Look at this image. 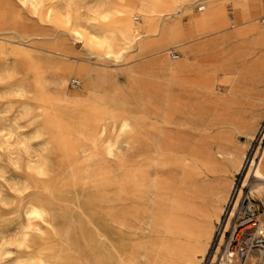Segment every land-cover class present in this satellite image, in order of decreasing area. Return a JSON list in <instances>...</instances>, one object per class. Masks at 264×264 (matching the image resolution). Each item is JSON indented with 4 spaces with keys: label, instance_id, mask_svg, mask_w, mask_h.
Returning a JSON list of instances; mask_svg holds the SVG:
<instances>
[{
    "label": "rangeland",
    "instance_id": "1",
    "mask_svg": "<svg viewBox=\"0 0 264 264\" xmlns=\"http://www.w3.org/2000/svg\"><path fill=\"white\" fill-rule=\"evenodd\" d=\"M117 2L120 1L43 0L42 7L36 11L16 0H0L7 10L6 18L0 20V44H3V48L7 52L0 55V264H8L11 260V262L15 261L9 264H17V262L20 264H89L93 257L107 259L108 256H111L112 245L104 241L102 235H96L97 238L95 236L92 241L89 238L84 241L82 232L84 230L88 234L91 230L93 232L94 226L102 219L105 220L107 215H109V221L108 198L113 191L123 189V182L127 178L130 168H133L134 175H137V169L143 159L140 151L143 146L144 128L147 126L153 134L163 130L161 129L162 112L158 109L153 88L157 84L152 80L156 74L150 72L148 75H141L143 68H153L158 57L157 54L162 55L161 49L163 48L152 52L153 54L143 55L140 51L124 45L120 41L122 40L121 36H117L112 42L111 52L107 53L105 48L102 50L89 46L83 39L72 34L73 17L70 21H66L58 19L54 14L47 16L46 12L49 8L61 7L63 12H71V15L75 16L81 24L84 22L83 24L89 27L100 24L103 16L110 20L112 17L108 12L111 8L121 6L119 5L121 2ZM95 7L99 10H96ZM200 7L202 5L197 3L194 11L203 12V10H199ZM227 8L229 16H233L229 10V3ZM263 9L264 0H261L258 14V16L261 15L260 18H262ZM97 11L99 12L96 13ZM134 18H138V16L136 15ZM164 19L170 22L168 16H165ZM139 20L140 18L135 22ZM184 20L183 17L182 21L184 22ZM234 29L230 27L225 32ZM22 38H24V42ZM173 39L166 37L164 48H169L170 54L176 56L175 49H178L176 47L178 44ZM231 45L241 50L250 46L240 39H233ZM9 53L11 55L7 56ZM259 53V49L254 48L252 53L245 57L246 62H252ZM13 56L16 59L15 73L13 75L3 74L2 63L9 62ZM79 68L86 69L90 74L87 76L86 91L83 90L81 82L76 80L75 73ZM256 68L263 73L264 62ZM160 77L159 82H164L165 75ZM27 78H35L43 84L42 93L36 100H31L15 92L16 84L27 80ZM223 79H225L224 75H218L215 78L216 84L221 90L228 85ZM58 86H60L59 89ZM120 89L123 90L120 91ZM253 89L248 98L241 97L237 102L236 107L240 112H237L239 120L234 128L235 132L228 136L229 138L221 137L222 144L228 150L235 151V153L237 151V154L241 153L242 166L239 168L240 170L236 171L230 163H227L225 167L227 173L221 176L225 179L220 178L223 181L226 179L231 181V187L227 188L228 194L222 205L224 208L229 199L234 198L235 200L238 194L240 198L244 193H249L250 188L248 185H243V181L248 172L250 161L264 149V82L257 84ZM105 100L107 101L105 102ZM136 104L140 105V108ZM59 105L61 106L59 107ZM118 108L121 109L118 110ZM176 121L181 125L182 134L187 133L185 136L190 141L192 157L199 158L202 154L201 149L204 150L203 152H206L207 149L212 151L217 149L215 139L218 136H216L217 130L214 127L222 129L221 123L212 122L213 125L208 127V129L211 128L209 131L203 128L205 125L201 121L189 124H184L180 118H177ZM197 125L198 127H195ZM169 129L176 130L174 126ZM59 141L61 142L59 143ZM76 150L78 153L80 152L78 155ZM229 165L231 166L229 167ZM247 181L252 182L253 178L248 176ZM100 200L102 201L100 202ZM44 201L49 202L48 205L46 203L47 206L43 204L46 209L43 218L25 221V210L34 202L42 204ZM254 204L264 207L262 202L255 199ZM121 214V210L118 209L116 217L120 227L123 222ZM215 224L216 222L213 224L212 237L207 250L203 252L200 264L205 259L213 240ZM99 230L106 234L105 230L108 229L105 227ZM123 237L124 239H121ZM59 238L65 240L61 241ZM130 238L126 235L120 237V243L126 250H128L127 243L131 240ZM42 244L46 245L45 248ZM144 244L143 241L140 248V252L144 255L141 264H153V245L151 243ZM38 246L40 247L38 248ZM87 251L89 254L91 253V257ZM99 251L100 253H98ZM86 255L88 256L86 257Z\"/></svg>",
    "mask_w": 264,
    "mask_h": 264
},
{
    "label": "bare ground",
    "instance_id": "2",
    "mask_svg": "<svg viewBox=\"0 0 264 264\" xmlns=\"http://www.w3.org/2000/svg\"><path fill=\"white\" fill-rule=\"evenodd\" d=\"M16 1L36 11L42 7L43 4V0ZM119 1L121 2V4H119L121 5L120 7L111 8V10L109 9L110 11L108 10L112 18L110 17L111 19L108 20L103 16L101 23L96 26L90 25L87 27L83 24L84 22L81 24L75 16L71 15V12H63L61 7L49 8L46 12L47 16L49 14H54L58 19H64L66 21H70L73 17V22H71L72 34L83 39L89 46L98 47L102 50L105 48L107 53L111 52L112 42L117 36H121L122 40L120 41H122L124 45H128L140 51L143 55L148 53L149 55L153 54L152 52L163 48L161 49L162 55L157 54L158 57L156 58L153 68H143L141 70V75L143 76L148 75L150 72L156 74L152 80L157 83L153 88L158 109L162 112L161 129L163 130L156 131L157 133L153 134L148 130L146 126L147 123L145 122L146 128L143 130L142 137L143 146L140 145L142 146L140 154L143 155V159L142 164L139 165L137 169V175L135 176V170L130 168L128 176L123 182V189L121 191H113L112 195L108 198L110 207V213H108L110 214L109 221V215H107V220L105 219V221L102 219L100 223L94 226L93 232H91L92 230L89 234L85 232V230L82 232L84 241L86 238L92 241L96 235H102L103 240L112 245L111 256H108L107 259L93 257L90 259L89 264H141L142 258H144V255L140 252L143 241L145 244L151 243V245H153V264H200L203 252L207 250L212 237L213 224L219 221V216L223 213L224 207H222V205L228 194L227 188L231 187V181L228 179L223 181L220 180V178L225 179L221 176L227 173L225 168L227 163H230L232 168L236 171L240 170L239 168L242 167L241 153L237 154V151L235 153V151L231 152L228 150L222 144L223 140H221V137H228L235 132L234 128L239 120V115L237 113L239 110H237L236 107L239 98H248L254 86L264 82V72H259V69L256 68L264 62V9L262 18H260L261 15L258 16V14L261 0ZM108 2L109 1H107V3ZM197 3L202 5L199 10H203V12L197 13L194 11V7ZM228 3L230 5L229 10H231L233 16H229L227 8ZM96 10L99 9L96 8ZM98 12L99 11L96 13ZM6 15L7 10L0 3V20H4ZM136 15L140 18L138 22H135V20L138 19L134 18ZM165 16L169 17L170 22L165 21ZM183 17L185 18L184 22L182 21ZM230 27L235 29L225 32V30ZM166 37H169V39L174 38L175 40H173L178 44L176 46L178 49H175L177 52L176 56L170 54L169 48H164V39ZM233 39H240L250 46L244 50L234 48L231 45ZM22 41L24 42V38H22ZM117 42L119 43V41ZM254 48H258L260 53L252 62L248 63L245 57L250 55ZM5 53H7L6 49L3 48V44H0V55H4ZM10 55L11 53L7 54V56ZM237 63L239 64L237 65ZM2 66L3 74L13 75L15 73L16 59L13 56L12 59H9V62H3ZM88 74L89 72L84 68H79L75 73L76 80L81 82L84 91H86L88 86ZM126 75L128 76V74ZM163 75L166 77L165 81L159 82L160 76ZM218 75H224L225 79L223 80L228 83L222 90L219 89L215 81ZM59 87L60 86H58V89ZM14 88L18 95L36 100L39 94L42 93L43 84L40 80L35 78H27V80H22L16 84ZM122 90L120 89V91ZM254 94L256 93L254 92ZM250 98L253 99L252 97ZM106 101L107 100H105V102ZM91 102L93 101L91 100ZM93 103H95V101ZM54 106L55 104L53 105V109ZM60 106L61 105H59V107ZM120 109L118 108V110ZM69 111L71 112V109ZM177 118H180L184 124L201 121L205 125L203 127L204 129H208L210 125H213L212 122L215 123L216 121L221 123L223 125L222 129H217V126L214 127L217 130L216 136H218L215 139L217 149L213 148L215 151L207 149L206 152H203L204 150L202 151L201 149L200 151L202 154H200L201 156H199V158L192 157L190 141L185 136L187 133L185 132L182 134L183 132L180 129L181 125L176 121ZM171 126H174L176 130L171 131L172 128L169 129ZM195 127H198V125ZM210 129L208 130L210 131ZM196 138L198 139V137ZM60 142L61 141H59V143ZM204 146L207 148L206 144ZM192 148L195 149L194 147ZM79 153L77 152V155ZM231 165H229V167ZM248 176L253 178L252 182L247 181ZM243 185H248L250 188V191H248L249 195H246H248L252 201L255 199L262 202L264 206V149L258 152L250 161V166L243 181ZM239 196L238 194L233 205H235ZM54 198L57 199L58 197ZM101 201L102 200H100V202ZM48 202L49 201H44L42 204H40V202H34L31 204L25 210V221L42 219L46 212L44 206L46 203L48 205ZM75 205L73 206L75 207ZM75 208L78 209V207ZM118 209L121 210V215L123 216L121 227L116 217ZM48 220L50 222V219ZM226 225L227 223L224 226ZM105 227L108 229L105 230V232L107 231L106 234L99 230ZM44 230H46L45 227ZM120 234L131 237V240H128L129 242L127 243L128 250L124 249L120 243V237L122 236ZM97 236L95 238H97ZM58 237L60 236L58 235ZM59 239H61V241L65 240H62V238ZM121 239H124V237ZM49 243L47 242V244ZM95 243H98V241H95ZM36 244L35 246L37 247ZM45 246L43 247L45 248ZM39 247L40 246H38V248ZM98 253H100V251ZM87 256L88 255H86V257ZM214 259V256H212L211 262H213ZM252 260L253 256L250 255L246 258L244 264H251ZM11 261L9 263H13L15 260L13 262ZM17 264L20 263L17 262Z\"/></svg>",
    "mask_w": 264,
    "mask_h": 264
},
{
    "label": "built area",
    "instance_id": "3",
    "mask_svg": "<svg viewBox=\"0 0 264 264\" xmlns=\"http://www.w3.org/2000/svg\"><path fill=\"white\" fill-rule=\"evenodd\" d=\"M233 202L234 198L229 199L215 224L213 240L201 264H244L250 255L251 264H264V207L254 204L245 193L235 205Z\"/></svg>",
    "mask_w": 264,
    "mask_h": 264
}]
</instances>
